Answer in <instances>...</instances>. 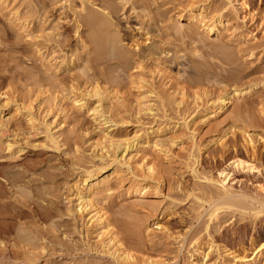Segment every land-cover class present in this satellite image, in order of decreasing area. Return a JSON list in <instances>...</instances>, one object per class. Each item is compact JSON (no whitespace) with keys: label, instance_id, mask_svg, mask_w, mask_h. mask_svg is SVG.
<instances>
[{"label":"rangeland","instance_id":"374dc122","mask_svg":"<svg viewBox=\"0 0 264 264\" xmlns=\"http://www.w3.org/2000/svg\"><path fill=\"white\" fill-rule=\"evenodd\" d=\"M65 1H0V264H114L75 190L115 157L92 209L138 264H264V210L249 202H264V0ZM89 3L117 10L105 50L82 24ZM199 13L218 36L188 22ZM146 32L168 56L128 57ZM247 87L203 121L208 103ZM94 89L111 135L131 142L127 163L72 107ZM234 158L253 168L232 171L226 199L208 180Z\"/></svg>","mask_w":264,"mask_h":264},{"label":"bare ground","instance_id":"6f19581e","mask_svg":"<svg viewBox=\"0 0 264 264\" xmlns=\"http://www.w3.org/2000/svg\"><path fill=\"white\" fill-rule=\"evenodd\" d=\"M75 1L79 2L81 6H84L86 1H89V0H66L65 2L70 4ZM240 1H241V4L243 5L246 0H240ZM90 2H96V0H92ZM89 4L95 10L92 12H89L86 15V17L82 21V24L84 26H87V27L89 26L90 28H92L91 34L94 37L93 43L95 44V46H98L97 48H102V50H105L103 48H108L111 44L110 40L106 38V34L109 35L107 27L108 26L110 27L113 25V23L111 22L113 19L116 18L115 15L117 14V10L112 5H102L101 8H98L94 6L95 4L93 3H89ZM124 9H125V6L123 7L122 10ZM201 17H202L201 13H199L196 16H190L188 18V22L190 24H198L199 28H201V30L207 35L218 36L219 35V29L217 27L218 24L217 25L214 23L206 24L203 21L204 19H202ZM178 18H181V16ZM144 34H145L144 35L145 39L141 43L137 44V42H135L134 45L130 47L132 48L131 49L132 52H130L131 55L128 56L129 58L146 59V58H154L155 56L158 57L157 55H159L161 58H163L162 56H168V52L166 53L165 51H162L157 46H155L156 44L154 43V40H152L153 33L151 34L150 32H146ZM102 50L100 51L101 53H102ZM116 54L117 53L115 51L114 55ZM128 57L126 56L121 57L119 55V58H128ZM141 83H145L144 80H141L140 84ZM139 88L142 89L143 86H140ZM250 93H251V89L250 87H247L241 90H233L230 94H224V95L218 96L214 102L208 103L209 106L204 111L205 120L203 121L206 122L208 120L215 118L216 116L224 114L228 110V108L233 104L232 102L233 99L244 97ZM151 94L152 93H150L149 95ZM145 98H147V96L143 97V99ZM105 100L106 99L103 93L97 89H94L93 92L91 93H86L82 96L74 98L72 101V107L76 108L79 112L83 111L84 113L87 114V117L90 118V120L96 123L97 128L102 134L100 138L101 145L102 144L104 146L107 145V148L114 151L115 153L123 148L122 149L123 152L121 151L123 154L121 155L119 160L126 161L125 154H126V151L130 148L131 142L129 140H122V139L114 138L111 135L112 128H114L116 124L114 121L106 118L105 116L106 112L103 111V104L105 103ZM143 107H144V110L147 112L152 111V107L149 103L148 104L143 103ZM2 114H3V110L0 107V117ZM2 128H4V124L0 120V129ZM48 139L53 144L56 143V138H54L53 135H49ZM152 147L157 148L159 146L157 144H153ZM11 148H12V145L7 146L8 150H10ZM102 149H105V148L102 147ZM114 160L117 162V165H115V167H111L108 170L99 169L96 172H93V173L90 172L84 175V178L82 179L79 186H77L75 190V202L77 203L75 207V211L80 215H82L83 213L90 214L91 216L89 220L91 221V223H93L95 226L101 227V232L99 234H101V236H105L106 238L105 241H103L102 254L107 255L106 257H109L112 260V263L114 264H138L137 260H135L133 256L130 255L126 249L121 248V244H119V241L117 242L116 237L111 234L110 225L107 222L104 214H102L101 211L92 209L93 208L92 207V204H93L92 197H94V194L97 191H99L101 188L103 189L104 187L107 186L109 182L108 179L110 178V176L114 175L117 172L118 165L121 164L118 162L116 157L114 158ZM128 160L126 161V163L128 162ZM252 168L253 166L249 162L242 160L240 158H234L233 160L228 162L225 168L219 171L217 175L218 177L217 180H214V181L208 180V182L212 183V185H215L220 190H222L224 193V196H223L224 198L226 199L232 198L233 196L229 193V189H230L229 183L233 181L232 175H231L232 171L250 170ZM153 170H154L153 163L151 162L146 163V171L151 174ZM136 187H134V189ZM139 188L140 187L135 189L134 194L139 197H143L144 190L143 189L140 190ZM249 202L250 204L257 205L261 209V211L264 210V202H260V201L253 200V199H250ZM211 217L212 218L214 217L213 214L209 217V219ZM252 254H253L252 255L253 258H250V259L242 258V262L244 263L251 262L256 256H258L259 253L254 251ZM233 259H236V257H234Z\"/></svg>","mask_w":264,"mask_h":264}]
</instances>
